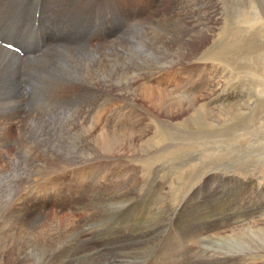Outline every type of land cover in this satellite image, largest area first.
<instances>
[{"label":"rangeland","instance_id":"374dc122","mask_svg":"<svg viewBox=\"0 0 264 264\" xmlns=\"http://www.w3.org/2000/svg\"><path fill=\"white\" fill-rule=\"evenodd\" d=\"M125 1L134 21L113 43L130 51L134 109L125 107L132 118L116 125L115 156L103 147L109 135L102 150L97 137H82L88 118L87 129L61 126L53 141L17 137L19 119L11 120L0 148V264L25 262L44 233L63 255L53 264H264V254L247 252L264 240V0ZM101 14L97 4L86 20ZM117 16L125 18L122 9ZM38 89L44 106L36 117L50 118L57 101ZM112 94L121 114L128 97ZM6 123L0 119V130ZM238 217L250 224H230ZM227 252L240 260L217 261Z\"/></svg>","mask_w":264,"mask_h":264},{"label":"bare ground","instance_id":"6f19581e","mask_svg":"<svg viewBox=\"0 0 264 264\" xmlns=\"http://www.w3.org/2000/svg\"><path fill=\"white\" fill-rule=\"evenodd\" d=\"M97 4L98 7L102 9V14H101L102 16L97 18V22H89L88 19L86 20V18H88L91 15L92 8ZM125 5H130V4L125 0H0V85L3 86V89L1 88L2 91L0 92V102L2 101L1 102L2 104L0 105V119L3 118L7 121L6 127L0 130V148L5 147V145H7L10 142L9 132L8 129L6 130V128H8L7 127V125L9 126L8 123L13 119L18 118L19 123L15 122L14 125L18 123L19 126L21 127L18 129L19 132L17 131L18 134L17 137H19L20 135L22 136L25 135L28 139H39L38 141L40 140L45 141L52 139L53 141V138L55 139L57 137V134L59 133L58 130L59 127L62 126L64 129L68 128L66 129L67 130L66 132L70 133V130L74 128L75 129L83 128V125L85 124L84 120L88 118L90 122L89 129L85 132V135H82V137L88 138L89 136L87 137L86 135L97 137L95 139V143L101 142V145L99 144L97 148L98 150H102V146H103L102 143L106 141V138H108L107 136L109 135L110 136L108 138L109 142L107 141L109 145L107 144V146H103V147H108L107 151L108 149L110 150V152L108 151L109 154L115 156L114 155L115 153L113 154V150H117V144L119 140L118 139L119 134L116 133L117 131L116 125L120 124L119 122L127 123V121L132 118L131 111L125 110L126 109L125 107L128 108L132 106L131 105L132 76L130 77L131 69L129 64L130 51L129 48L126 47L127 48L126 50L122 48L123 52L121 50L118 52L115 49L113 43L114 35H117L118 30H123V28H127V26H129L134 21V20L132 21V14H133L132 9H130L128 6ZM120 9H122V16H124L125 18H122L118 21L117 13L120 11ZM194 15H196V13ZM115 28L117 31L113 33ZM123 37L125 38L129 37L128 33L125 32L123 35L119 36L118 39ZM103 40L104 42L105 40L107 42L104 43ZM150 41L151 39L149 40V42ZM172 41L173 40H171L170 44L174 45V42ZM168 43H163V47L164 46L167 47ZM6 44H12L13 46L19 48L21 54L14 52L10 49H7L4 46ZM181 53L183 54V52ZM118 66L122 68L126 74L125 84H123L124 86H121V82L119 79L120 74H118L119 73ZM47 77H49L51 80H49ZM39 84H41L42 88L45 91H48V94L45 95L46 102H49V99L54 98L57 101V105L52 110V112H50V114L48 112V116H51L50 118L47 117L38 120L39 117L46 116L45 113L43 114L41 113L42 114V115L40 114L41 116H39L38 118L36 117V115H39L40 113L38 111L39 108L41 109V107L44 106L43 102H41L38 105L39 102L38 99L40 97L39 96L40 90L38 89ZM114 91L121 92L123 93L121 95H125V96L127 95L128 97L127 101L125 102V106L123 107L124 110L123 112H121V114L117 112L118 110L116 109L115 104L113 106L114 96H112L113 95L112 92ZM110 93L112 95H110ZM176 100H178V98ZM85 101L88 102L85 103ZM132 107L134 109V106ZM171 107L173 106L171 105L170 108ZM23 109L24 110L26 109V113H23ZM28 111L30 112L29 114H27ZM20 116L23 118L25 117L24 118L25 121L21 120ZM50 120L53 121V124L50 123V125H48V122ZM54 121H57L58 124H55ZM120 125L122 126V124ZM85 126L86 125H84V128ZM98 126L101 128V130L98 131V133H96L94 132L96 131L94 130V128L96 129V127ZM21 140L22 139H19L18 142H20ZM73 140L74 139H72V141ZM33 141L35 142V140ZM129 144L132 145V143ZM19 146L21 147L20 144ZM73 148L74 147H72V149ZM93 160L95 161V159ZM54 161H58V160H54ZM75 163L78 162H76L75 160ZM42 174H44V172ZM40 179L42 178L40 177ZM97 179H96V183H97ZM68 184L71 183L69 182ZM17 201H19V198L17 199ZM238 220L241 221V223L239 224L240 226L242 225L248 226L250 224V223L244 224L243 221L247 219L242 217L241 218L238 217L230 224H233ZM253 223L257 224L258 226H262L263 224V223L261 224V222L259 221H254ZM47 225L50 227V223H47ZM222 228L224 227L222 226ZM33 229L37 230V227L35 226ZM230 229L235 230L234 227H231ZM255 229L258 230L260 228L255 226ZM198 231L200 232V230ZM231 231L229 230V233ZM29 232L32 233V231L30 230ZM262 234L263 233L251 234V236L253 235L258 237L261 236ZM233 236L234 235H232L231 237L230 234L228 236L226 235L223 236V238L224 240L225 238H230L229 240L230 242L233 240ZM241 236L243 235H240V237ZM52 237L53 236H51V234L44 233L43 238L40 237L41 241L38 243L37 247L34 248L33 245L30 246L29 247L31 248L29 250L30 254L25 253L22 255L24 257L22 261H25L24 259H26V261L19 263L28 264L27 262L29 260H32L34 261V263L36 262L35 264H53L54 257L55 259H57V257L62 259L63 256L62 253L60 252L56 254L54 247H52V243H53ZM38 238H39L38 234L37 236L34 235V237H32V241L34 240L36 241V239ZM191 238L193 240H197V239L199 240V238L201 239L204 237H202V235L195 234ZM256 240L257 241L249 247L247 252H256L258 256H261L264 254V245L260 246V244L258 243H264V240L263 241H260L258 239ZM76 242L74 243L76 244ZM59 244L61 245L62 243ZM65 250H68V248ZM240 255L241 254H239V252L238 253L227 252L224 254H219L218 255L219 258H217V261L226 262V260L232 259V261L238 262L241 258ZM242 255H244V253ZM35 257L37 258L36 260ZM56 263H58V261Z\"/></svg>","mask_w":264,"mask_h":264}]
</instances>
